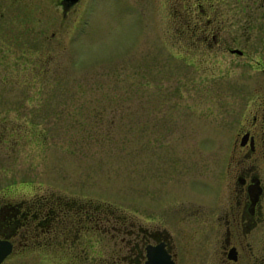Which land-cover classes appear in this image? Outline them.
Segmentation results:
<instances>
[{"label":"rangeland","instance_id":"1","mask_svg":"<svg viewBox=\"0 0 264 264\" xmlns=\"http://www.w3.org/2000/svg\"><path fill=\"white\" fill-rule=\"evenodd\" d=\"M119 1L64 21L39 2L26 19L22 0L0 13V206L72 201L126 220L96 232L59 218L26 249L16 239L4 264H134L143 230L171 228L172 201L226 190L222 156L250 87L256 100L264 89V0ZM203 15L244 55L196 44L183 22ZM205 256L186 249L184 261Z\"/></svg>","mask_w":264,"mask_h":264},{"label":"flooded vegetation","instance_id":"2","mask_svg":"<svg viewBox=\"0 0 264 264\" xmlns=\"http://www.w3.org/2000/svg\"><path fill=\"white\" fill-rule=\"evenodd\" d=\"M7 1L0 0L2 16ZM37 2L44 4L43 9L55 11L62 21L79 12L81 7L94 9L103 4L100 0H22L24 19ZM137 2L131 0L132 5L136 6ZM198 6L202 9L203 4L198 3ZM199 17L198 23L183 22L186 29L195 30L193 40L196 44L225 47V51L238 54L228 47L233 38L224 33L227 28L221 18ZM221 163V179L226 183V190L220 188L219 181L213 198L197 196L172 201L169 208L171 228H157L153 233L143 230L145 251L149 244L164 243L176 264H188L184 261L186 249L196 248L206 254L203 264H264V250L255 246L262 251L261 255L256 254L253 245L264 242V89L256 100L251 97L250 87L234 148L222 156ZM41 207H28L26 202L0 206V238L10 239L15 245L14 252L17 249L15 239L23 228L32 235L38 230L46 233L51 219L42 217ZM178 232L185 234L186 245L180 250L174 240Z\"/></svg>","mask_w":264,"mask_h":264},{"label":"trees","instance_id":"3","mask_svg":"<svg viewBox=\"0 0 264 264\" xmlns=\"http://www.w3.org/2000/svg\"><path fill=\"white\" fill-rule=\"evenodd\" d=\"M41 205H42L41 207L42 217H48V219H51V221L48 223L49 226H47L46 228L47 231L45 233V234L48 233L49 235L50 233H52V231L57 230L56 223H59V218H63V220H65L66 218H71L74 221L77 220L79 224H92L91 225L92 229L93 231H96V232L104 231L105 229L107 230V228H110V229L113 228L115 230L121 231V229L118 227V224L119 226H121V224L123 225L126 221L122 213L108 206H102V205L101 206L100 205L86 206L84 204H80V203H76L72 201L71 202L62 201V203L50 202L47 204L45 202V203H42ZM44 206L46 208H44ZM83 222H86V223H83ZM26 230L27 228H23L21 235L16 238L18 240H20L21 238H24L26 240L25 249L28 247L27 245L30 244V241H32L34 238L30 236V234L26 233ZM55 236L57 235L55 234L53 237ZM65 238H68V237L65 236ZM74 240L75 238L73 239V241ZM137 241L138 242L134 245L135 246L134 247V250H135L134 251L135 253L134 264H143L146 260L145 245L142 240V237L138 239ZM38 242L40 243L39 240ZM110 264H116V263L111 262Z\"/></svg>","mask_w":264,"mask_h":264},{"label":"water","instance_id":"4","mask_svg":"<svg viewBox=\"0 0 264 264\" xmlns=\"http://www.w3.org/2000/svg\"><path fill=\"white\" fill-rule=\"evenodd\" d=\"M233 53L243 54L239 49L233 50ZM15 245L10 239L0 238V264H3L14 253ZM144 264H176L172 255L166 249L164 243L146 247V260Z\"/></svg>","mask_w":264,"mask_h":264}]
</instances>
